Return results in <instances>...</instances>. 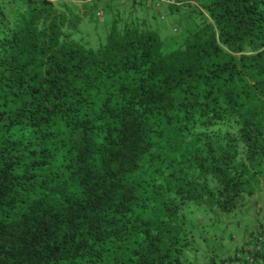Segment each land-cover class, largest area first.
Wrapping results in <instances>:
<instances>
[{"label": "trees", "instance_id": "obj_1", "mask_svg": "<svg viewBox=\"0 0 264 264\" xmlns=\"http://www.w3.org/2000/svg\"><path fill=\"white\" fill-rule=\"evenodd\" d=\"M262 185L264 0H0V264H187Z\"/></svg>", "mask_w": 264, "mask_h": 264}, {"label": "crops", "instance_id": "obj_2", "mask_svg": "<svg viewBox=\"0 0 264 264\" xmlns=\"http://www.w3.org/2000/svg\"><path fill=\"white\" fill-rule=\"evenodd\" d=\"M258 207H262L263 210L258 211ZM196 209L191 218L197 225L198 234L202 239H189L191 247L185 251L186 263L221 264L224 258L233 253L236 246L250 244L252 229L264 228V185L254 194L245 195L234 212L220 217L222 218L220 223L212 222L210 217L207 219L209 222H201L199 211L202 216L203 212L200 207ZM223 231H226L225 237ZM254 264H264V252Z\"/></svg>", "mask_w": 264, "mask_h": 264}, {"label": "clouds", "instance_id": "obj_3", "mask_svg": "<svg viewBox=\"0 0 264 264\" xmlns=\"http://www.w3.org/2000/svg\"><path fill=\"white\" fill-rule=\"evenodd\" d=\"M196 208H197V206H195ZM200 210L205 214V216H209L210 217V214L205 210V209H203L201 206H200ZM260 207H258L257 208V210L259 209ZM232 212H234V210L232 211ZM231 212V213H232ZM230 214V213H229ZM220 215L221 214H217V217H220ZM222 215H227V214H222ZM221 215V216H222ZM211 220H212V217L210 218ZM212 222H214V223H220V222H222L221 220H212ZM257 232H261L260 230H259V228H256V229H252L251 230V239H250V244L248 243V244H246V245H244V246H241V245H239V246H236V249H234L233 251H235L234 253L236 254V252L237 253H245L243 256H242V258H241V261H243L244 263H242L241 262V264H253L254 263V260L252 259V261L251 262H247V261H245L243 258L245 257V255L247 254V253H250V252H252V247H253V244H254V241H255V238H254V236H255V234L257 233ZM201 237V236H200ZM200 239H202V238H200ZM232 239H235L234 237H232ZM264 247V244H263V246H262V248ZM187 249H185V251H186ZM262 250V249H261ZM230 259V258H229ZM223 261V262H222ZM221 262V264H224V262L225 261H230V260H227L226 258H224L223 260H222ZM220 264V263H219Z\"/></svg>", "mask_w": 264, "mask_h": 264}, {"label": "rangeland", "instance_id": "obj_4", "mask_svg": "<svg viewBox=\"0 0 264 264\" xmlns=\"http://www.w3.org/2000/svg\"><path fill=\"white\" fill-rule=\"evenodd\" d=\"M173 28H174V25L173 26H168V27H166V31H162L163 33H173V34H176L177 33V31L176 32H174L173 31ZM171 37V36H170ZM195 210H197L196 209V207H191V212H190V214H188V216H189V218H190V215L192 214V213H194L195 212ZM199 215H200V217H201V222H209L207 219H208V217L209 216H205V214L203 213V216H202V213L199 211ZM220 217H221V215H220ZM220 217H215L214 216V218H215V220H220L221 219V221H222V218H220ZM201 227H203V224L201 225ZM225 233H226V231H223V236L225 235ZM197 235H198V230H196V227H195V225H188V236L191 238V239H196V237H197ZM210 236V235H209ZM212 236H214L213 234H212ZM211 236V237H212ZM225 237V236H224ZM201 238V237H200Z\"/></svg>", "mask_w": 264, "mask_h": 264}, {"label": "built area", "instance_id": "obj_5", "mask_svg": "<svg viewBox=\"0 0 264 264\" xmlns=\"http://www.w3.org/2000/svg\"><path fill=\"white\" fill-rule=\"evenodd\" d=\"M254 238H255V241L252 247V253H258L262 249V246L264 244V234H262L261 232H257ZM237 254H240V253H236L235 255ZM243 259L247 262L252 261L250 253H247ZM224 264H235V262L225 261Z\"/></svg>", "mask_w": 264, "mask_h": 264}, {"label": "snow or ice", "instance_id": "obj_6", "mask_svg": "<svg viewBox=\"0 0 264 264\" xmlns=\"http://www.w3.org/2000/svg\"><path fill=\"white\" fill-rule=\"evenodd\" d=\"M45 2H46V0H45Z\"/></svg>", "mask_w": 264, "mask_h": 264}]
</instances>
